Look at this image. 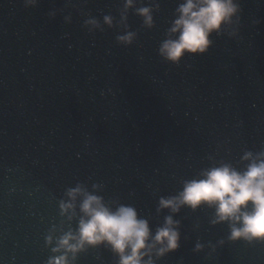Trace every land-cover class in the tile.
I'll return each mask as SVG.
<instances>
[{"label": "water", "instance_id": "water-1", "mask_svg": "<svg viewBox=\"0 0 264 264\" xmlns=\"http://www.w3.org/2000/svg\"><path fill=\"white\" fill-rule=\"evenodd\" d=\"M183 2L0 0V264L64 254L51 249L75 234L84 192L133 206L153 235L165 216L179 221V248L154 264H264V241H229L213 208L158 211L202 170L264 153V0H235L208 51L171 64L158 49ZM127 32L132 43L117 42ZM67 258L118 260L103 245Z\"/></svg>", "mask_w": 264, "mask_h": 264}, {"label": "clouds", "instance_id": "clouds-1", "mask_svg": "<svg viewBox=\"0 0 264 264\" xmlns=\"http://www.w3.org/2000/svg\"><path fill=\"white\" fill-rule=\"evenodd\" d=\"M35 2L26 0L27 5ZM132 5L133 0H125V8ZM175 11L176 18L168 29L169 38L158 49V54L171 64H179L185 54L206 53L213 44L210 37L220 33L239 11V6L235 0H184ZM151 13L150 7L136 10V14L143 18V24L149 28L153 23ZM104 22L112 23L110 17H105ZM87 23L95 24L96 21ZM133 38L132 32L116 37L117 42L125 45L131 44ZM242 159L250 161L243 170L220 163L202 170L196 178L184 181L176 195L159 199L158 211L166 208L176 213L181 206L193 211L207 206L214 209V223L227 224L229 241H264V153L256 157L245 153ZM79 193L81 189L77 187L67 195L75 199ZM72 207L71 203L61 205L62 209ZM79 207L82 215L75 234L71 231L65 233L51 249L53 253L63 250L64 254L49 258L47 264H69L68 253L75 254L85 245H103L118 257L117 264H154L153 252L160 258L179 248V221H174L171 215L164 217L163 224L153 235L148 221L139 218L131 205L112 207L103 197L84 192ZM51 242L52 238L47 237L46 243ZM201 248L198 243L194 250Z\"/></svg>", "mask_w": 264, "mask_h": 264}]
</instances>
